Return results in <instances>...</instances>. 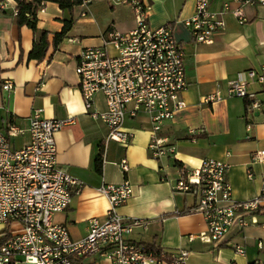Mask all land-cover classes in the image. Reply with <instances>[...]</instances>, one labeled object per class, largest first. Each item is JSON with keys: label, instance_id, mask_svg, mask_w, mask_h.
<instances>
[{"label": "crops", "instance_id": "1", "mask_svg": "<svg viewBox=\"0 0 264 264\" xmlns=\"http://www.w3.org/2000/svg\"><path fill=\"white\" fill-rule=\"evenodd\" d=\"M140 1L149 8L147 25H168L184 56L186 88L180 96L185 106L155 133L167 140L172 154L151 157L148 143L153 126L146 114L126 118L123 130L132 137L122 145L105 142L107 127L84 110L78 55L86 48L101 47L108 31L126 33L136 26L129 5H112L107 0H84L71 12L53 2L43 3L36 13L37 29L47 32L48 47L41 61L29 59L35 36L29 27L16 23L18 0H0V130L7 131L12 125L22 131L10 137L12 148L18 149L29 140L32 111L38 110L46 119H73L54 134L56 166L82 184L68 209L54 215V221L64 224L73 240L86 236L88 220L105 218L108 203L99 186L127 180L132 195L117 211L147 223L125 235L127 241L170 253L187 251L185 264H264V247H257L258 242L264 245V200L253 217L255 224L246 216L247 225L240 226L236 218L223 239L212 244L197 237L206 225L202 214L193 211V198L173 189L180 166L191 170L205 159L227 165L225 179L235 201L250 200L264 187V163L253 158L255 151L264 150V87L248 84V91L255 93L260 104L257 110H252L247 100L227 95L229 81L244 78L251 69L264 72V4L243 6L246 22L242 24L225 14L224 30L205 44L195 42L183 24L193 15L195 0ZM227 2L235 6L233 0H211L209 9L219 11ZM64 21L72 25L54 45V35L62 31ZM7 80L13 85L9 92L2 90ZM216 92L218 100L204 102ZM105 108L103 95L95 94L92 109ZM193 130L203 132L192 136ZM99 158L102 165L97 173ZM121 160L127 163L125 172ZM237 246L244 249L243 255L236 252ZM78 264L111 262L81 259Z\"/></svg>", "mask_w": 264, "mask_h": 264}, {"label": "built area", "instance_id": "2", "mask_svg": "<svg viewBox=\"0 0 264 264\" xmlns=\"http://www.w3.org/2000/svg\"><path fill=\"white\" fill-rule=\"evenodd\" d=\"M107 1L112 5H129L136 26L126 33L110 30L101 47L86 48L78 55V87L84 110L94 121L107 127L105 142L122 145L132 137L123 130L126 118L146 114L153 126L148 143L151 157L168 156L173 148L155 133L164 121L171 120L174 113L185 106L180 96L186 88L183 52L168 25L158 28L147 25L149 8L140 0ZM233 2V7L227 2L219 11H212L209 9L211 0H195L193 15L183 21L193 40L212 43L214 35L224 30L225 14H231L242 24L246 22L243 6L264 4V0ZM16 12L17 6L14 14ZM250 83L264 87V72L251 69L244 78L229 81L227 95L245 99L252 110H257L260 104L255 93L248 91ZM12 88L8 80L2 86L5 92ZM97 93L103 95L104 111L92 109ZM219 98L216 92L204 102ZM72 123L71 117L46 119L34 110L27 128L29 140L18 149L12 148L10 137L22 131L12 125L7 131L0 130V264H78L81 259H105L111 264H185L187 251L151 250L125 239L134 227L147 225L144 220L125 217L117 211L132 195L127 180L99 186L108 210L104 220H88L84 238L73 240L66 226L54 221V215L66 211L73 195L82 188L76 177L56 166L54 134ZM202 132L193 130L190 134ZM253 158L264 163V150L255 151ZM119 165L127 171L125 160ZM226 169L224 162L214 159H205L191 170L180 166L173 187L174 191L193 198V211L202 214L206 225L205 231L197 237L206 243L216 244L222 240L236 218L240 226L247 225L246 216L255 224L253 217L264 200V187L250 200H233L225 179ZM248 177H251L250 172ZM257 247L262 249L264 245L258 242ZM235 250L244 254L239 246Z\"/></svg>", "mask_w": 264, "mask_h": 264}, {"label": "trees", "instance_id": "3", "mask_svg": "<svg viewBox=\"0 0 264 264\" xmlns=\"http://www.w3.org/2000/svg\"><path fill=\"white\" fill-rule=\"evenodd\" d=\"M45 2L56 3L60 9L71 12L74 7L82 5L84 0H30L28 2L26 0H18L15 20L18 26L25 25L32 30L35 40L32 50L29 53V59L37 61H41L44 58L48 47L47 32L38 30L36 26V13ZM71 25V21H64L62 31L54 35V45L62 41ZM101 163V158L96 160L95 169L97 173L101 172Z\"/></svg>", "mask_w": 264, "mask_h": 264}]
</instances>
